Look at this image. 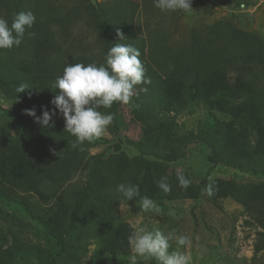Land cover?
<instances>
[{"label":"trees","instance_id":"obj_1","mask_svg":"<svg viewBox=\"0 0 264 264\" xmlns=\"http://www.w3.org/2000/svg\"><path fill=\"white\" fill-rule=\"evenodd\" d=\"M61 2L0 0V18L9 26L19 12L36 17L19 46L0 49L1 97L29 100L28 109L40 117L42 106L54 107L50 101L59 90L52 84L67 65L105 64L113 44L131 45L140 51L150 81L136 85L128 103L130 121L141 131L137 139L124 138L134 151L128 157L117 142L95 155L89 154L92 142L72 147L76 138L65 131L64 120L53 116L45 126L20 115L22 138L0 126V264H81L90 243L96 247L85 264H106L104 257L131 251L128 237L135 229L120 218L119 204H141L143 197L197 198L210 183L215 194L209 198H230L253 219L255 226L245 223L256 228L254 250L264 249V37L227 21L222 26V21L192 30L181 45L172 44L159 29L144 41L131 19L115 17L117 10L127 17L134 13L130 3L94 6L80 0L74 13L62 15L55 9ZM79 20L89 29L75 33ZM87 34L93 40L87 42ZM21 84L30 89L18 93ZM121 105L99 109L114 115V137L124 122ZM196 111H202L197 113L201 124L181 131L178 117ZM191 143L208 150L211 167L263 179L244 184L232 176H205L193 182L179 171L191 181L182 189L170 164L185 159ZM163 176L171 186L167 194L157 186ZM120 184L138 185L139 195L128 201L117 190ZM31 236L43 242H33Z\"/></svg>","mask_w":264,"mask_h":264},{"label":"rangeland","instance_id":"obj_2","mask_svg":"<svg viewBox=\"0 0 264 264\" xmlns=\"http://www.w3.org/2000/svg\"><path fill=\"white\" fill-rule=\"evenodd\" d=\"M58 1L62 2L59 8L55 4V9L58 13L62 12V15L68 10L74 13V6L78 1L80 2V0ZM90 1L94 6L111 5L112 7L117 2L126 5L130 3L134 13L127 17L126 11L124 14L121 10H117L115 17L117 20L120 17L125 20L131 19L130 23L136 32L139 29L138 35L143 37L144 41L152 32L159 29L165 31L172 44L181 45L192 30L203 31L215 22L221 23L222 21H225L221 24L222 26L224 24L227 26L228 22L235 29L254 32L264 37V0H191L193 9L189 12L182 10L162 12L155 7L154 0ZM62 6L65 10L61 9ZM49 14V12L45 13L43 19L46 20ZM55 18L56 16H53V21ZM77 23L78 25L74 28L75 33H80L83 28L89 29L83 21L79 20ZM51 24L50 22V27ZM87 36V42L93 40L90 34ZM29 105V100H4L0 94V126L10 128L11 137L22 138L24 136L25 124L19 116H27L24 110L28 109ZM47 109L52 112L54 107H47ZM120 110L124 122L119 123L116 134L118 136L112 135L109 125L101 137L92 141L89 154L95 155L106 151L115 142L121 145V149L129 155L128 157L134 154L133 148L124 141V138L137 139L141 131L140 125L130 121L128 104H122ZM197 113L201 114L202 111L192 114L184 112L178 117L177 123L181 131L196 130L202 121V116L198 117ZM53 117L64 120L58 110ZM187 154L185 159L172 162L170 169L174 172L186 171L188 178L193 182L205 176H209L210 179L215 177L226 179L232 176L233 179L244 184L263 179L232 171L223 166L211 167L207 161L208 150L196 143L188 146ZM154 202L162 210L159 214L154 211H142L138 203H121L117 210L120 218L130 223L134 229L144 227L150 231L157 228L165 235L175 230L177 236L190 237L191 245L181 246L179 250L191 257V264H264V249L259 252L254 250L256 228L253 219L244 214L241 205L234 200L230 198L212 200L202 189L197 198L184 197L173 200L163 198ZM246 220L251 221L254 226L246 224ZM31 238L33 242H43L39 236H31ZM170 245L169 252L177 249L175 240L170 241ZM95 247L94 243L87 245V251L81 255V264H85L91 257ZM132 255L130 251L125 256H106L104 262L106 264H131ZM136 261L137 264H159L151 258L136 257Z\"/></svg>","mask_w":264,"mask_h":264},{"label":"clouds","instance_id":"obj_3","mask_svg":"<svg viewBox=\"0 0 264 264\" xmlns=\"http://www.w3.org/2000/svg\"><path fill=\"white\" fill-rule=\"evenodd\" d=\"M154 5L162 12L177 10L189 12L193 9L191 0H154ZM35 19L31 11L17 13L10 26L5 19L0 18V49L19 46L26 28H31ZM29 35L34 36L35 33ZM117 35L120 39L124 38L119 32ZM139 57L140 51L131 45L113 44L106 54L105 64H69L52 84L53 88L59 90L50 101L54 110L50 112L42 106L40 117L36 116L35 109L24 111L34 117L36 122L46 126L58 110L65 120V131L76 138L72 147L83 145L86 141L92 142L104 134L114 119L112 113L102 114L99 109L111 108L114 102L128 104L134 87L150 82L145 79V69ZM25 89L30 88L26 84H21L17 92H24ZM167 179L163 176L157 181L158 188L165 194L171 191ZM177 179L182 189L186 190L191 184V181L180 172L177 173ZM117 190L128 201L139 195L138 185L120 184ZM203 191L209 197L215 194L211 183ZM140 208L144 212L154 211L157 214L162 211L148 197L142 198ZM172 240H175L177 249L169 252ZM128 241L133 253L130 257L131 264H137L136 257L151 258L159 264H191V257L179 250L181 246H190L191 239L184 235L177 236L175 230L165 235L157 228L149 231L140 227L131 233Z\"/></svg>","mask_w":264,"mask_h":264}]
</instances>
